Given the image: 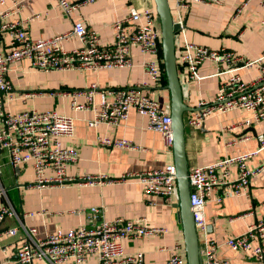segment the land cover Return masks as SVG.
I'll use <instances>...</instances> for the list:
<instances>
[{"label":"built area","instance_id":"1","mask_svg":"<svg viewBox=\"0 0 264 264\" xmlns=\"http://www.w3.org/2000/svg\"><path fill=\"white\" fill-rule=\"evenodd\" d=\"M65 14H70L82 4L94 0H58ZM226 0H169L174 23L179 24L175 35V51L178 73L184 100L192 81L202 78L200 66L211 60L218 65V73L226 75L218 92L211 100H200L197 108L188 115L186 122L193 128L201 127L205 120L216 114L234 110H245L250 116L227 125L228 130L245 129L255 122L264 120V54L251 59L226 47L212 49L190 41L184 34L188 14L195 3L224 4ZM251 0H244L242 7ZM264 10V0H260ZM21 0H0V153L8 155L11 165L18 170L31 165L34 180L30 187H45L55 184H93L113 182L107 174H83L71 176L68 169L79 159L75 146L65 145L64 137L75 134V117L54 109L12 110L7 103L26 99L33 92L27 91L18 97L13 94L14 86L9 71L13 65L28 59L31 66L44 71L91 70L98 73L103 69L132 68V50L138 48L149 56L143 62L145 72L157 85L163 79L161 25L156 8L130 6L129 13L112 23L114 39L103 44L97 29L82 21H75L72 28L51 36L33 37L27 24L34 18L43 17L47 11L37 12L23 18L9 17L20 11ZM262 22L264 23V17ZM67 41L78 43L68 48ZM259 68V75L245 80L239 70L243 67ZM147 83L101 88L92 82L85 88L63 89L61 94L70 97L71 106L77 111H89L87 122L92 127L107 123L111 125L126 121L132 109L146 116L147 127L157 130L167 146H173L172 114L168 103H161L153 96ZM188 114V113H187ZM243 135V139H248ZM260 147L264 148V135L259 134ZM99 146L139 148L125 138L98 136ZM258 150L225 156L204 165H192L188 170L191 187V204L194 222L199 236L202 264H233L232 260L219 255L225 245L232 250H242L247 255L264 263V217L250 224L246 231L228 236L219 241L208 231L206 206L209 202L222 203L228 196H250L251 177L263 170L264 164L253 170L248 167L249 159ZM238 168L237 177L229 180L231 168ZM2 164L0 163V172ZM52 172V173H51ZM136 178L147 195H159L172 203L180 199L174 163L162 168L129 172L121 177ZM5 190L0 187V223L6 217L17 215L8 201H1ZM6 197V196H5ZM86 212L91 218L101 217L93 225H80L64 229L57 227L43 236L35 227L23 226L25 234L20 246L16 247L18 264H90V256L98 259L97 264H144L142 251L129 253L124 240H137L147 236L165 235V226L149 225L146 218L138 220L104 216V206H90L76 210ZM33 214V213H31ZM236 218V217H235ZM230 217L231 220L235 219ZM18 227L5 231L16 234ZM7 248L1 246L0 252ZM168 250L166 264H187L184 241L176 240ZM184 251V254L182 253Z\"/></svg>","mask_w":264,"mask_h":264},{"label":"crops","instance_id":"2","mask_svg":"<svg viewBox=\"0 0 264 264\" xmlns=\"http://www.w3.org/2000/svg\"><path fill=\"white\" fill-rule=\"evenodd\" d=\"M18 13L10 19L23 18L37 12L43 17L34 18L27 24L33 37L51 36L72 28L75 21H82L88 27L97 29L103 44H111L114 39L112 23L129 13L130 6L156 8L154 0H94L82 4L70 14H65L58 0H21ZM244 0H226L224 4L195 3L186 20L184 34L197 44L212 49L226 47L238 54L255 59L264 54V10L260 0H251L242 7ZM67 41L68 48L77 44ZM132 68L103 69L98 73L91 70L44 71L31 67L29 60H21L9 71L14 86L15 97L30 91L26 99H14L7 103L12 110L33 108L38 110L54 109L60 113L75 117V134L64 137L65 145L75 146L79 159L70 165L68 174H107L117 178L113 182L78 184H55L45 187H30L34 180L31 165L16 170L5 152L0 153V187L5 190L1 201H8L17 215L6 217L0 223V244L6 248L0 252V264H18L16 247L20 246L25 227H35L40 236L57 227L64 229L80 225H93L101 217L91 218L86 212L76 210L90 206H104V216L108 219L121 217L138 220L146 218L149 225L165 226V235L147 236L137 240H124L125 250L129 253L142 251L144 264H166L168 250L176 240L183 241V229L178 219V207L159 195H147L143 185L134 177L121 179L129 172L162 168L174 163L173 146H167L160 132L147 127L146 116L132 109L126 121L117 125L107 123L92 127L87 120L89 111H77L71 106L70 97L61 94L63 89L85 88L97 81L101 88L147 83L154 91L155 99L162 103H171L170 90L161 81L157 85L145 72L142 62L149 56L138 48H133ZM202 78L192 81L188 86L186 103L196 109L200 100H211L218 92L219 85L226 75L218 73V65L206 60L200 66ZM245 80L259 75V68L243 67L239 70ZM185 114V122L188 115ZM245 110H234L225 114H216L207 118L199 128H193L186 122V153L189 167L214 162L225 156H234L243 152L256 151L260 147L258 135H264V120L255 122L245 129L228 130L227 125L249 117ZM248 135V139H241ZM98 136L125 138L139 148H120L99 146ZM264 164V148L258 150L248 161L250 169ZM52 173V172H51ZM238 168L233 166L229 180L237 177ZM250 196H228L222 203L214 201L206 206L208 231L217 240L240 234L248 226L264 217V168L251 177ZM33 213V214H31ZM230 217H236L231 220ZM17 226L16 234L5 231ZM219 255L229 258L233 264H264L247 255L242 250H232L223 246ZM90 264L98 259L90 256Z\"/></svg>","mask_w":264,"mask_h":264},{"label":"water","instance_id":"3","mask_svg":"<svg viewBox=\"0 0 264 264\" xmlns=\"http://www.w3.org/2000/svg\"><path fill=\"white\" fill-rule=\"evenodd\" d=\"M161 25V42L163 62L167 76L166 87L171 94V114L173 130V154L176 167L177 184L180 199L178 219L183 229L184 249L187 264H202L201 248L198 232L194 222L191 204V187L188 179V158L186 153V122L185 114L194 108L189 106L183 98L175 51V35L179 24L174 23L169 0H154Z\"/></svg>","mask_w":264,"mask_h":264},{"label":"trees","instance_id":"4","mask_svg":"<svg viewBox=\"0 0 264 264\" xmlns=\"http://www.w3.org/2000/svg\"><path fill=\"white\" fill-rule=\"evenodd\" d=\"M160 58H161V60H163V52H161ZM161 64L163 66V79H162V82L166 85L167 84V76H166V71H165V67H164V62L162 61Z\"/></svg>","mask_w":264,"mask_h":264},{"label":"rangeland","instance_id":"5","mask_svg":"<svg viewBox=\"0 0 264 264\" xmlns=\"http://www.w3.org/2000/svg\"><path fill=\"white\" fill-rule=\"evenodd\" d=\"M190 39V38H189ZM28 61V59H26ZM30 62V61H29ZM31 64V63H30ZM32 67V66H31ZM34 68V67H33ZM36 69V68H34ZM162 103V102H161ZM26 109H33V108H26ZM182 253L184 254V251H182Z\"/></svg>","mask_w":264,"mask_h":264}]
</instances>
